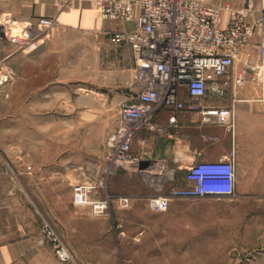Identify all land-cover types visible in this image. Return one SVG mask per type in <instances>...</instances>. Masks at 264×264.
I'll use <instances>...</instances> for the list:
<instances>
[{"label":"rangeland","instance_id":"374dc122","mask_svg":"<svg viewBox=\"0 0 264 264\" xmlns=\"http://www.w3.org/2000/svg\"><path fill=\"white\" fill-rule=\"evenodd\" d=\"M19 21L27 20L0 16V189L11 186V174L25 178L31 209L40 213L36 238L45 232L57 236L55 243L48 238L42 243L57 261L60 243L69 255L64 264H264L263 102L243 96L244 88L237 93L251 99L239 104L257 118L250 169L236 166L232 195L172 196L170 189L180 185L172 166L137 161L131 151L135 161L125 167L105 158L120 124L119 107L82 85L83 56L72 45L75 38L63 37L56 49L44 40L45 31L33 48H18L1 29L15 32ZM257 50L254 46V60ZM56 77L63 80L62 100L53 95L46 102L40 84ZM222 128L225 133L204 135L207 144L218 145L225 137L230 142L231 130ZM229 157L232 152L224 159ZM76 184L95 186L90 197L107 200L104 215L74 204ZM123 198L125 207L119 205Z\"/></svg>","mask_w":264,"mask_h":264},{"label":"built area","instance_id":"2783aa9c","mask_svg":"<svg viewBox=\"0 0 264 264\" xmlns=\"http://www.w3.org/2000/svg\"><path fill=\"white\" fill-rule=\"evenodd\" d=\"M80 1L92 2L102 19L134 23L131 29L110 32L114 44L130 47L136 64V102L119 104L120 124L107 142L105 158L118 167L135 161L130 153L132 138L159 110L198 112L203 122L225 126L232 132L234 105L241 89L253 86L257 93L252 100L264 103V40L257 45L256 60L250 47L256 26L264 35V0L256 14L252 13V0H242L239 8L207 0ZM223 12L228 14L225 27L220 26ZM17 23L15 32L5 26L1 31L8 32L9 41L18 48L31 49L39 35L52 26L53 19L41 17ZM204 98L225 100L228 105L204 108ZM169 122H176L174 114ZM235 177L232 157L197 161L185 169L184 183L172 187L169 193L177 197L230 196ZM94 188L76 184L73 202L89 205L93 215L102 216L108 203L91 199ZM119 205L127 206V199H120ZM44 238L57 241L50 232L37 240L42 244ZM56 254L61 262L69 259L60 243Z\"/></svg>","mask_w":264,"mask_h":264},{"label":"crops","instance_id":"0c3cea01","mask_svg":"<svg viewBox=\"0 0 264 264\" xmlns=\"http://www.w3.org/2000/svg\"><path fill=\"white\" fill-rule=\"evenodd\" d=\"M252 1V13L256 14L261 0ZM207 2L213 4L228 2L237 8L242 6V0ZM5 14L21 20L52 18L53 24L46 30L44 40L58 49L63 37L75 38V44L72 45L78 47V53L83 56L79 80L86 86L87 92L92 93L94 97L98 96L111 107H119L123 102H136L137 90L134 80L136 64L132 51L127 45L114 44L110 36L114 29L133 28V22L102 19L92 2L80 0H71L69 3L65 0H0V16ZM227 15V12H223L220 26H226ZM260 32V26H256L250 45L251 50L261 39L264 40V35L262 36ZM45 48L47 51L51 49L47 46ZM41 55H44V46L40 48ZM62 83L63 80L58 77L42 81L40 96L47 97L46 102H49L48 97L53 95L56 102L58 95H61L62 100ZM244 90L249 95L242 93L243 96L256 97L253 86H247ZM250 100L239 98L234 105L230 142L225 137L218 145L207 144L205 134H222L224 130L221 125L203 122L198 112L174 113L169 109H162L151 117V127H141L142 129L134 134L130 151L137 161H162L172 166L175 172L174 181L177 184L184 183L185 169L190 164L224 159L231 152L235 170L236 166L239 168L241 165L248 170L253 154L251 133L256 129L257 116L244 104L239 103ZM201 105L204 108L226 106L228 101L204 98ZM173 114L176 122L171 124L169 117ZM259 118L262 119L264 133V116L260 115ZM254 150L256 151L255 147ZM9 179L11 186H6L5 190L0 189V264H64L57 261L49 246L40 244L36 238L40 230L38 222L40 213L31 209L30 197L25 190V178L17 179L11 174Z\"/></svg>","mask_w":264,"mask_h":264}]
</instances>
